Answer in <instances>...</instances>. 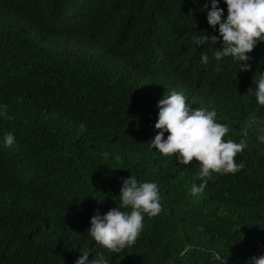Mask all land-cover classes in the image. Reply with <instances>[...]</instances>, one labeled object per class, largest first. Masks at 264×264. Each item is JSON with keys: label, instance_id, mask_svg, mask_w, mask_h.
I'll use <instances>...</instances> for the list:
<instances>
[{"label": "trees", "instance_id": "1", "mask_svg": "<svg viewBox=\"0 0 264 264\" xmlns=\"http://www.w3.org/2000/svg\"><path fill=\"white\" fill-rule=\"evenodd\" d=\"M218 7L226 19L223 0ZM210 8L211 0H0V105L10 117H0V264H75L84 250L108 264H220L216 254L251 264L264 255V107L247 94L264 73V42L247 54L248 71L231 57L217 61L220 42L193 43L219 34ZM172 90L190 109L215 110L229 127L224 139L247 145L235 157L244 167L214 174L197 195L198 163L150 147L157 104ZM130 175L158 185L163 210L145 214L133 246L110 253L87 229L97 211L119 207Z\"/></svg>", "mask_w": 264, "mask_h": 264}, {"label": "clouds", "instance_id": "2", "mask_svg": "<svg viewBox=\"0 0 264 264\" xmlns=\"http://www.w3.org/2000/svg\"><path fill=\"white\" fill-rule=\"evenodd\" d=\"M223 3L227 6L226 19L223 18L224 10L218 7L219 0H211V8L207 12V23L212 28L218 26V36L199 34L194 36L193 43L200 46L220 42L219 49L212 47L214 59L220 61L231 57L239 62V71H248L250 65L247 61L250 58L247 54L254 50L258 42H264V0H223ZM200 59L201 63L206 64L209 57L207 53H202ZM252 85L247 94L254 96L257 104L264 107V73L256 74ZM157 108L154 126L157 134L150 141V147L164 157L174 156L179 165L187 166L193 161L198 163L195 179L201 183L199 186L195 183L192 185V195L201 193L214 174H235L244 167L243 163L236 162L235 157L246 148L245 141L237 143L224 139L229 127L216 122L215 110L190 109L187 98L176 90L165 94ZM7 112V105H0V117L10 118ZM259 131L264 132V129ZM165 133H168L167 138ZM258 141L264 143V135H260ZM4 142L5 146L11 147L15 142L14 135L6 133ZM103 156L106 159L108 153ZM119 159L117 156L116 160ZM162 210L158 185L155 182H138L134 175H130L120 188L119 207L103 216L97 211L90 220L87 236L98 247L118 254L135 244L143 231L145 214L155 217ZM81 253L75 264H108V260L100 253L91 260L89 251ZM215 258L220 264H226L219 254ZM251 264H264V255L252 257Z\"/></svg>", "mask_w": 264, "mask_h": 264}]
</instances>
